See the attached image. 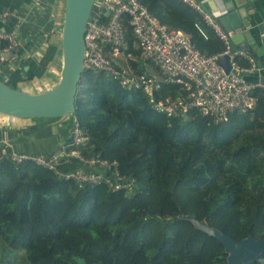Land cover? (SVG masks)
<instances>
[{
	"label": "trees",
	"instance_id": "1",
	"mask_svg": "<svg viewBox=\"0 0 264 264\" xmlns=\"http://www.w3.org/2000/svg\"><path fill=\"white\" fill-rule=\"evenodd\" d=\"M137 1L159 23L182 31L199 52L211 55L224 48L202 13L185 1ZM120 22L122 61L115 62L119 57L106 43L104 54L117 68L157 76L153 101L184 96L180 82L167 79L141 56L126 13ZM56 42L47 34L37 53L21 58L0 80L19 88V82L41 77L53 57H60ZM6 43L0 38V50ZM234 59L248 65L242 56ZM250 95V107L221 118L194 106L167 115L153 107L141 85L125 86L102 70L83 68L68 116L85 139L73 147L84 157L98 154L113 162L123 179H133L132 185L113 189L103 181L77 182L61 175L89 169L74 157L66 158L69 166L59 164L63 159L51 169L29 159L16 161L4 146L0 264H9L17 250L30 264H226L222 244L183 215L236 240L247 235L264 239V89L255 86ZM69 120L64 124L70 126Z\"/></svg>",
	"mask_w": 264,
	"mask_h": 264
},
{
	"label": "built area",
	"instance_id": "2",
	"mask_svg": "<svg viewBox=\"0 0 264 264\" xmlns=\"http://www.w3.org/2000/svg\"><path fill=\"white\" fill-rule=\"evenodd\" d=\"M183 1L200 11L206 22L218 34L224 44L221 51L211 55L199 52L182 31L159 23L137 0H94L83 34V68L102 70L119 78L125 86L141 85L153 107L167 115H180L189 107L194 106L202 113L221 118L227 111L244 110L250 107L253 101L250 95L251 89L255 86L264 89L263 81L253 82L246 80L243 76L256 68L252 55L243 49L233 48L228 35L222 32L213 21L212 17L224 11H211V16L204 12L194 0ZM105 10L108 11L107 15L104 14ZM122 13L128 15V24L141 56L156 64L167 79L180 82L186 90L184 96H178L171 101L168 99L153 101L152 89L156 85L153 75L133 74L128 67L117 68L115 63L104 54L102 47L104 43L110 45L112 55L118 56L122 53L120 47L125 44L120 22ZM10 15L9 11L0 12V38L7 42L1 48L0 53L6 52L18 43L16 30L13 27L9 30L4 27ZM102 16L105 20L101 19ZM223 54L228 56L229 69L227 72L217 63V58ZM237 55L246 58L248 65H239L234 59ZM70 122L69 136L71 139L67 143L63 141L48 153H25L10 149V157L16 161L29 159L51 169L56 168L59 161L74 157L82 164V167L89 169L77 168L62 171V176L77 182L103 181L113 189L130 188L133 179H123L115 169L113 162H107L98 154L84 157L73 147L83 142L85 137L81 135L76 121L71 120ZM96 165L108 168L110 171L105 175L104 169H92Z\"/></svg>",
	"mask_w": 264,
	"mask_h": 264
},
{
	"label": "water",
	"instance_id": "3",
	"mask_svg": "<svg viewBox=\"0 0 264 264\" xmlns=\"http://www.w3.org/2000/svg\"><path fill=\"white\" fill-rule=\"evenodd\" d=\"M93 2L94 0H64L59 29L60 65L55 82L43 90L28 91L11 87L0 80V114L16 118L55 117L63 119L72 113L74 93L83 69V34ZM198 4L203 10L206 9L200 0ZM209 4L214 10L217 7V0H209ZM248 5L245 3L237 5L235 0L234 8L227 9L212 19L220 30L228 35L232 45L242 46L241 42L246 40L253 50L252 57L256 59L254 51L256 44L247 29V18L242 17L243 11L248 10ZM207 13L212 16L210 11ZM104 14L107 15L108 11L105 10ZM241 25L245 29H242ZM217 63L225 72L228 71L229 61L226 54L219 56ZM183 216L188 218L195 227L212 235L222 244L226 252V264H248L252 261L264 264L263 238L247 235L236 240L192 215Z\"/></svg>",
	"mask_w": 264,
	"mask_h": 264
},
{
	"label": "crops",
	"instance_id": "4",
	"mask_svg": "<svg viewBox=\"0 0 264 264\" xmlns=\"http://www.w3.org/2000/svg\"><path fill=\"white\" fill-rule=\"evenodd\" d=\"M194 1L198 3V0ZM232 1L235 0H217V7L213 10L209 0H200L206 8L203 10L204 12H225L227 9L235 7ZM242 3L249 4L248 10L243 11L242 17L247 18V29L256 44L254 51L257 56L256 59L253 58L256 68L252 72L245 73L244 77L249 81L264 82V0H236L237 5ZM62 9L63 0H0V12H11L5 27L12 26L19 39L16 45L18 48L15 46L13 50L9 49L0 53V74L9 72L11 66L18 64L21 58L37 53L47 34L54 31L59 36ZM241 28L245 29L243 25ZM241 44L242 46H236L243 50L248 49L250 54L253 52L246 40H243ZM117 57H122V53ZM121 61L122 58L115 62L120 64ZM59 65L60 58L56 59L55 55L47 66L45 74L38 79L21 81L18 83V87L28 91H39L50 87L57 78ZM154 78L157 81V76L154 75ZM69 119L70 117L66 116L63 119L38 123L37 120L29 118H16L0 114V150L6 146L13 151L25 153L52 151L68 137L69 125L64 124V121ZM61 128L64 130L60 131ZM69 162L72 161L65 159L59 164L69 166Z\"/></svg>",
	"mask_w": 264,
	"mask_h": 264
},
{
	"label": "rangeland",
	"instance_id": "5",
	"mask_svg": "<svg viewBox=\"0 0 264 264\" xmlns=\"http://www.w3.org/2000/svg\"><path fill=\"white\" fill-rule=\"evenodd\" d=\"M57 35H58L57 33H55L54 31H52L50 33V40L52 39L54 41H58L59 40V36H57ZM56 43H58V42H56ZM58 46H59V43H58ZM59 56H60V51H59ZM57 58H60V57H58V55H56V59ZM119 60H121V58H119ZM57 62H59V61L57 60ZM54 123H55V121H54ZM54 123H53V125H54ZM62 130H64V129L61 128L60 131H62ZM9 264H30V263L25 259L24 254H23V251L22 250H17V251H13L12 252V255H11L10 261H9Z\"/></svg>",
	"mask_w": 264,
	"mask_h": 264
}]
</instances>
